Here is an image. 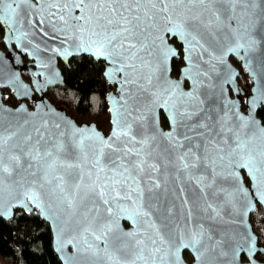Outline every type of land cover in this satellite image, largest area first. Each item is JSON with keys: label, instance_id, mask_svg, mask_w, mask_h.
Returning a JSON list of instances; mask_svg holds the SVG:
<instances>
[{"label": "snow or ice", "instance_id": "6c2138e0", "mask_svg": "<svg viewBox=\"0 0 264 264\" xmlns=\"http://www.w3.org/2000/svg\"><path fill=\"white\" fill-rule=\"evenodd\" d=\"M25 3L0 0V23ZM49 7L56 11H48V24L72 41L61 54L84 51L104 61L105 80L118 85L113 127L105 136L94 125L66 120L63 126L42 120L31 129L25 120L8 131L0 124V198L6 178L24 168L32 178L28 203L51 211L45 202L55 200L83 209L89 264H182L185 248L200 264L205 238L212 237L196 213L215 219L224 206L244 214L253 198L264 202V127L251 116L257 98L248 115L233 111L232 101L216 106L234 79L227 57L247 66L264 46V0H57ZM168 40L183 53L176 79L170 61L180 52ZM258 99L264 101V89ZM161 110L167 130L160 127ZM21 111L27 112L23 104ZM237 194L241 208L234 206ZM177 214L197 221L187 236L162 231Z\"/></svg>", "mask_w": 264, "mask_h": 264}, {"label": "water", "instance_id": "95a60500", "mask_svg": "<svg viewBox=\"0 0 264 264\" xmlns=\"http://www.w3.org/2000/svg\"><path fill=\"white\" fill-rule=\"evenodd\" d=\"M56 2L57 0H28V3L20 5L13 16L5 17L1 23L4 28L2 39L6 49L0 48V124L5 131H8L15 129L25 120L30 121L25 126L26 129H31L33 125H38L42 120H48L50 125L52 122H60L62 126L66 120L77 127L94 125L97 132L107 136L113 127L111 123L113 112L110 109L117 107L116 101L120 99L117 84L105 80L107 84L105 100L110 123L107 132L100 129L94 121L77 122L65 107L55 105L46 94L48 89L64 85L59 61L66 65L72 57L80 55H87L96 60L84 51H78L69 56L61 54L65 49L71 51L72 41L66 40L63 33L54 32L47 22L52 19L47 15L48 11H56L49 6ZM13 6L15 7V5ZM39 20H44L45 23L40 24ZM57 26L59 27L58 23ZM175 42L180 45L178 41ZM168 43L177 52H180V56L172 57L170 61V77L176 79L180 76L181 69L185 67V64L182 59L183 64L179 68L178 74L173 75L172 60L182 58L183 53L181 45L178 48L173 40H168ZM54 49H60V51L57 52ZM231 59L238 62L239 67ZM249 61L250 63L245 66L244 62L234 55L227 57V63L231 65L234 79L224 85V95L219 96L218 94L216 106L219 108L221 102L226 104L228 101H232L236 104L233 111L238 110L240 113L248 115L252 98H257L251 110V116L259 122L260 127H264L257 115V112L264 108V101L258 99L260 90L264 89V46L251 53ZM142 71L146 75L149 69L145 68ZM25 74L28 75V79L24 78ZM244 75L250 83L248 92L240 84ZM126 91L135 93L136 89L133 86H128ZM217 91L219 93V90ZM7 94H11L16 99L15 105L4 101V96ZM21 104L24 105L27 112H17V108ZM205 106L207 107V102ZM33 113L35 115H30ZM161 114L166 120L165 114L161 110L159 113L160 127L167 130L168 125L164 127L161 124ZM260 143L258 140L257 144ZM221 146L223 147V145ZM209 151L212 152L211 149ZM241 175L245 177L243 187L248 188L251 193L250 180L244 170H241ZM31 179L24 168H21L11 178H6V190L3 197L0 198V218L9 221L14 217L16 210H22L25 213L36 212L51 230L52 248L61 264H89L87 258L90 254L84 250L85 245L81 236L83 228L86 226L82 214L83 209H69L55 200L45 202L46 205L51 203V211L47 207L42 208L28 203L24 200V193L30 191L28 182ZM22 200L24 201L23 205L20 203ZM209 200L211 201L212 198L209 197ZM241 200L242 197L237 194L234 201L235 208H241ZM258 206L264 209V202L253 198L250 210H245L244 214H239L227 206L219 209L220 215L215 219H204L199 213H196L199 217L198 222L203 223L204 229L212 237L211 240L205 238L207 247L200 264H264V245L258 242V236L253 231L249 219L250 214L256 211ZM124 207L129 213L134 210L126 203ZM117 214L119 215V213ZM153 219L158 224L160 223L158 214L154 213ZM120 223L125 228L130 226L126 220H121ZM195 223L197 221L188 223L181 218L180 214H177L169 221H165L167 227L162 231L167 233L169 229H178L181 235L187 236L188 231L194 227ZM148 231L150 233V229ZM88 240L91 242L92 237L89 236ZM100 247L103 248V243L100 244ZM184 252L190 254L192 258L190 262L185 260ZM257 254H261L263 259H258ZM180 256L182 264H196L190 249H183Z\"/></svg>", "mask_w": 264, "mask_h": 264}, {"label": "trees", "instance_id": "16d2710c", "mask_svg": "<svg viewBox=\"0 0 264 264\" xmlns=\"http://www.w3.org/2000/svg\"><path fill=\"white\" fill-rule=\"evenodd\" d=\"M176 46L180 48L177 44ZM231 60L239 67L238 62ZM182 64L181 57L172 60L173 75L178 74ZM103 65V61H96L87 55L74 56L66 65L59 61L64 85L50 88L46 94L55 105L65 107L77 122L94 121L100 129L107 132L110 123L105 100L107 84L103 77ZM24 78L27 79L28 75L25 74ZM240 82L245 88L250 87L245 75ZM4 101L11 105L17 102L11 94L5 95ZM257 115L264 124V108ZM161 124L167 127L162 114ZM249 219L258 242L264 245V209L258 206ZM183 255L186 261L192 260L188 252ZM256 257L263 259L261 254ZM0 264H61L52 248L51 230L36 212L16 210L11 220L0 218Z\"/></svg>", "mask_w": 264, "mask_h": 264}, {"label": "flooded vegetation", "instance_id": "af4514ba", "mask_svg": "<svg viewBox=\"0 0 264 264\" xmlns=\"http://www.w3.org/2000/svg\"><path fill=\"white\" fill-rule=\"evenodd\" d=\"M3 34H4V28H3V25L0 23V48L1 49H3V50H5L6 49V46H5V44H4V42H3V39H2V37H3ZM177 43L175 42V45H176ZM178 45V44H177ZM179 47H180V45H178ZM25 60H26V58H25ZM28 79V78H27ZM240 84L243 86V84L240 82ZM250 84V83H249ZM244 87V86H243ZM245 88V87H244ZM250 88V87H249ZM249 88H245L246 89V92H248L249 91Z\"/></svg>", "mask_w": 264, "mask_h": 264}]
</instances>
